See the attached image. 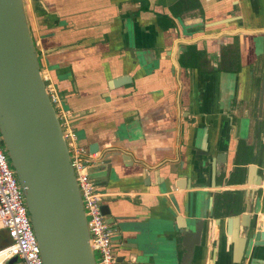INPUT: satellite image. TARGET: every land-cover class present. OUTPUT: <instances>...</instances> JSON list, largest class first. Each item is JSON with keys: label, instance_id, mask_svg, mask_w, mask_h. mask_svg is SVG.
<instances>
[{"label": "crops", "instance_id": "crops-1", "mask_svg": "<svg viewBox=\"0 0 264 264\" xmlns=\"http://www.w3.org/2000/svg\"><path fill=\"white\" fill-rule=\"evenodd\" d=\"M24 8L60 122L93 161L117 264H181L198 220L192 264H264V247L236 262L226 239L228 217L243 236L264 216V0Z\"/></svg>", "mask_w": 264, "mask_h": 264}, {"label": "water", "instance_id": "water-1", "mask_svg": "<svg viewBox=\"0 0 264 264\" xmlns=\"http://www.w3.org/2000/svg\"><path fill=\"white\" fill-rule=\"evenodd\" d=\"M126 83V78H118L112 86ZM0 142L23 191L42 263L96 264L68 146L41 76L24 0H0ZM96 152L97 146L91 145L89 153ZM101 209L108 215L106 206ZM237 220L227 218L226 239L234 244L239 262L248 244L264 247V216L256 231L250 218L242 224L243 236L236 229ZM181 233V264H192L202 221L193 232L184 228ZM16 262L15 257L6 264Z\"/></svg>", "mask_w": 264, "mask_h": 264}, {"label": "built area", "instance_id": "built-area-1", "mask_svg": "<svg viewBox=\"0 0 264 264\" xmlns=\"http://www.w3.org/2000/svg\"><path fill=\"white\" fill-rule=\"evenodd\" d=\"M45 83L46 79L41 74ZM49 99L56 110L58 97L45 83ZM62 125V124H61ZM63 128V126H62ZM71 165L81 196L89 232V243L98 254L96 264H117L112 248V232L102 213V195L91 178L90 160L86 149L78 145L72 129L63 128ZM0 231H4L9 245L0 249V264L17 258L21 264H43L39 246L18 183L0 142Z\"/></svg>", "mask_w": 264, "mask_h": 264}, {"label": "trees", "instance_id": "trees-1", "mask_svg": "<svg viewBox=\"0 0 264 264\" xmlns=\"http://www.w3.org/2000/svg\"><path fill=\"white\" fill-rule=\"evenodd\" d=\"M9 240L7 238V235L4 231H0V249L6 247L9 245ZM19 261V260H18Z\"/></svg>", "mask_w": 264, "mask_h": 264}, {"label": "rangeland", "instance_id": "rangeland-1", "mask_svg": "<svg viewBox=\"0 0 264 264\" xmlns=\"http://www.w3.org/2000/svg\"><path fill=\"white\" fill-rule=\"evenodd\" d=\"M94 257H95V260L98 259V254L97 253H94ZM13 264H21L20 261L16 262V263H13Z\"/></svg>", "mask_w": 264, "mask_h": 264}]
</instances>
